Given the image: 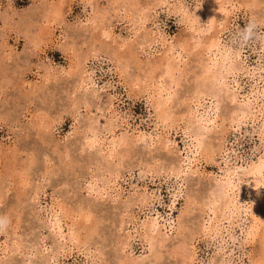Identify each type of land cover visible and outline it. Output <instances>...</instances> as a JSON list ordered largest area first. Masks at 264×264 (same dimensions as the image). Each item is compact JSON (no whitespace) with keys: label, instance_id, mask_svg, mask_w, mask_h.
Wrapping results in <instances>:
<instances>
[{"label":"rangeland","instance_id":"obj_1","mask_svg":"<svg viewBox=\"0 0 264 264\" xmlns=\"http://www.w3.org/2000/svg\"><path fill=\"white\" fill-rule=\"evenodd\" d=\"M204 1L0 0V264H264V171L234 176L264 156V0H220L231 69L195 107Z\"/></svg>","mask_w":264,"mask_h":264},{"label":"bare ground","instance_id":"obj_2","mask_svg":"<svg viewBox=\"0 0 264 264\" xmlns=\"http://www.w3.org/2000/svg\"><path fill=\"white\" fill-rule=\"evenodd\" d=\"M158 1L161 4L168 3V0H158ZM246 1L248 5L254 4V0H246ZM201 5L202 6L199 8L195 7V11L192 14H188L186 11V8H184L183 6H181L177 10L178 12L182 13V19L185 22V24L189 25V29L191 30V34L189 38L192 41L193 47L201 46L202 45L201 35L203 33L208 32L210 29H214V32L211 35V37L204 38L208 43L206 45L203 43V45L201 46V50H200L201 55L206 57V63L202 67L201 78L200 80H198V84H197L198 88L196 89V92H195L198 96L197 98L198 100H195L196 102V104H194L195 107L199 105V99H200L199 95L202 93L199 88L203 86L205 82H208L211 85L214 84L213 86L219 85L220 81L222 80L224 76L223 73H227V71L231 69L230 64L229 65L225 64L226 58L219 53V36H218L219 33L223 31L221 29L222 27L221 28L219 27L222 25V23L226 22V18L230 14V10H228L227 6H230L231 4L229 1L225 2V1H220V0H205L203 3H201ZM196 11L198 12L195 14ZM166 50L167 52H170L171 57H174L173 56L174 47L171 46V43L168 44ZM217 53H219L220 57H217L218 56ZM160 66H163V67L161 69L160 76L157 78V80L156 79L153 80L152 78H150V81H151L150 84L153 87H152L151 92L148 93V97H151V96L155 97L152 102V107L155 110V117L157 120L163 121L166 115H164L163 109L161 107L168 100L169 90L171 89V84L174 85V83L176 82L174 79V76L178 69L174 63H172L171 61H168L167 59L163 63H160L159 68ZM162 76L168 77L167 83L162 82L163 81ZM190 137H191L190 144H191V147L194 149V151L195 152H198V150L202 151V149L204 148L202 147L201 141L199 140V135L194 134V135H191ZM112 148H113V145H112ZM112 148L110 150H112ZM207 149L208 148L205 147V150ZM262 171H264V156H263V159L258 161L257 165L250 167L248 169H243L240 171V173H235L234 176L238 180L244 181L248 190L253 192L254 182ZM254 212L255 213L259 212L257 207L254 209ZM57 215L58 213H56L55 211L52 213V217L54 218L53 224L59 227V220H57ZM155 227H157L156 220L155 219L149 220L148 225H147L148 230L149 229L153 230V228ZM74 234L75 233L70 232L69 235L71 239L77 238V235L76 234L74 235ZM146 236L144 237L145 242L151 249L154 247V243L152 241V238H150L151 237L150 235H149L150 237L148 236L149 238H147ZM127 239L129 240L128 236H127ZM131 264H136V263H131Z\"/></svg>","mask_w":264,"mask_h":264}]
</instances>
